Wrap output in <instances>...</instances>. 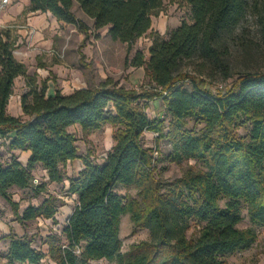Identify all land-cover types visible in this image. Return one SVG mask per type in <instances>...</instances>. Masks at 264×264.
Masks as SVG:
<instances>
[{
    "label": "trees",
    "instance_id": "1",
    "mask_svg": "<svg viewBox=\"0 0 264 264\" xmlns=\"http://www.w3.org/2000/svg\"><path fill=\"white\" fill-rule=\"evenodd\" d=\"M163 0H29L30 11L51 13L58 21L82 24L72 11L74 3L93 27H107L113 41L128 48L151 27ZM191 22L167 33L154 34L148 58L136 51L133 67H143L152 90L137 92L105 81L95 88L69 94H46V83L36 84L13 56L7 30H0V138L10 150L29 151L26 165L11 155L0 159V197L8 201L19 222L37 217L54 220L57 206L48 197L27 205L19 214L10 188L34 193L32 171L40 164L50 182L68 180L67 192L75 205L61 230L45 237L47 252L56 264H87L105 259L115 264H228L223 255L246 248L254 240L251 229L237 227L241 204L249 220L264 227V71L238 73L231 87L213 93L206 80L181 69L182 61L196 57L213 68L228 67L225 38L237 36L248 12L255 19L256 37L264 47V0H184ZM24 76L27 91L20 97L26 119L6 111L14 78ZM228 76V75H225ZM189 83V88L185 87ZM160 98L169 118L149 119L140 100ZM202 124L198 135L185 129L186 119ZM85 133L104 124L114 127L113 146L100 163L89 154L79 157L76 138L68 127ZM250 126L246 136L236 130ZM144 132L156 133L170 144V162L194 160L182 177L163 182L154 174L152 147L142 143ZM80 159L82 169L66 177L67 161ZM135 188L140 202L118 188ZM225 200L223 205L219 202ZM128 213L133 229L147 228L154 240L131 244L122 251L119 221ZM198 223L196 238H187L188 221ZM64 237V241L62 240ZM7 264H40L44 254L25 237L9 235ZM77 252V253H76Z\"/></svg>",
    "mask_w": 264,
    "mask_h": 264
},
{
    "label": "rangeland",
    "instance_id": "2",
    "mask_svg": "<svg viewBox=\"0 0 264 264\" xmlns=\"http://www.w3.org/2000/svg\"><path fill=\"white\" fill-rule=\"evenodd\" d=\"M76 16H79L82 24L76 26L77 33L82 34V38L77 37V33L68 30V38L63 47L53 46L41 51L42 54L51 57L49 62H57L64 68H70L65 74V70H50L46 75L45 83L53 87H59L68 91L74 90L81 85L94 88L105 81L117 86H123L126 89H133L137 92L142 90H152V84L144 74L143 67H133L130 65L131 59L136 51H141L148 58V46L156 30V22L160 15L167 19L175 18L191 22L189 5L184 0H163L161 9L157 15L151 16V27L147 33L137 39L130 48L125 43L113 41L109 36H101L104 29H95L92 20L85 15L77 6H73ZM153 23V24H152ZM172 30L167 25L166 35ZM237 36H228L225 38V45L228 47L226 55L228 67L223 69L213 68L207 64L201 63L196 57H191L182 61L181 69L193 75H199L206 80V87L213 93L224 92L233 84L238 73L245 71H264V47L258 42L256 37L255 19L251 11L248 12L244 21L237 31ZM75 33V34H74ZM161 36V35H160ZM41 61H38V67H41ZM34 79L37 83L40 75L35 73ZM228 75V76H225ZM48 80V81H47ZM21 81V80H19ZM64 81V82H62ZM16 82L13 86L11 96V106L8 113H14V105L20 96L21 89L25 87ZM185 87L189 88V83L185 82ZM221 86V90L219 89ZM145 103V112L149 119H163V132L167 131L169 118L164 114L163 102L160 98L153 100H140ZM23 119H26L23 118ZM185 129H192L196 134L203 132L202 124L195 123L192 119H186ZM250 126L239 127L236 132L240 136H246ZM69 131L76 138L77 153L79 157L89 154L90 158L100 163L106 157L108 151L113 146L114 127L109 124L102 125L99 129L83 132L79 126H72ZM156 133L144 132L142 143L146 147H152L153 159H155L154 174L157 179L163 182H169L173 179L182 177L190 168H200V165L194 160L181 162H170L166 156L170 153V144L167 139H156ZM8 140L0 138V159L8 162L11 155L15 157L20 154L18 149L13 152L8 148ZM82 166L80 159L67 161L63 171L66 177H72L77 174ZM42 169L35 166L32 171V185H41L43 190L34 193L32 188L19 189L11 187V199L17 203V212L20 214L23 209L29 205H39L44 198L52 197L57 206V212L54 220L37 217L24 222L16 220L12 205L0 197V264H7L6 252L9 243V235L17 238L25 237L31 241V245L44 254L40 264H56L47 252L45 237L51 232L61 234V228L67 214L73 209L75 200L67 192V182L64 179L60 183H46L43 180ZM126 192L137 201L140 197L135 188H129ZM225 200L219 202L224 204ZM240 221L237 227L240 229H251L254 233V240L246 248L236 252L223 255L228 264H264V227L256 225L249 220L246 206L241 204ZM189 228L186 231L187 238H196L199 225L194 220L188 221ZM119 237L122 241V251H126L131 244H137L142 241L154 240L155 236L147 228L133 229L132 222L128 213L122 214L119 221ZM64 241V237L62 236ZM77 253V252H76ZM100 260V259H99ZM91 261V260H90ZM87 264H112L105 259L96 260L94 263ZM13 264H26L14 262ZM115 264V263H114Z\"/></svg>",
    "mask_w": 264,
    "mask_h": 264
},
{
    "label": "crops",
    "instance_id": "3",
    "mask_svg": "<svg viewBox=\"0 0 264 264\" xmlns=\"http://www.w3.org/2000/svg\"><path fill=\"white\" fill-rule=\"evenodd\" d=\"M74 5L78 7L76 3H74L73 6ZM73 6H72V11H73ZM28 7H29V0H8L7 3L4 5L3 9L0 10V30H7L9 32L10 38L13 40L14 46H15L13 50L14 58L18 62H21L24 64L26 68V72H25L26 76H35L34 75L35 73L39 74L40 78L38 82L40 81V83L41 81H45L46 75L49 73L50 70H59L60 72L61 69H64L66 72L65 74H67L68 71H71L70 68H64L61 64H58L57 62H52V61L49 62L51 60V57H48L47 55L42 54L41 51L49 49L53 46L63 47L66 42L70 43L71 40L65 41L69 36L67 31L71 30L72 33L73 32L77 33L76 32L77 27L70 23L58 21L49 12L30 11ZM76 17L79 19V16H76ZM91 20L93 22V19ZM156 25H157L156 30L158 31V33L163 37H167L166 35L167 25H169L171 29L173 30L177 26L180 25V22L177 21L175 18L167 19L164 15H160L156 22ZM102 29H104V31L101 34V36L108 37V34H107L108 28L103 27ZM77 37L81 39L82 34L77 33ZM150 44H151V41L149 42V45ZM38 61L44 62V63H41L40 65L41 67H38V64H37ZM17 81L20 82L19 83L20 86L25 87V89L27 88L26 79L24 76L19 75L16 78H14L13 86ZM36 84L39 85L37 81H36ZM13 86H12V91H13ZM46 86H47L46 88L47 95L54 94L56 91H59L62 94H69L73 91V90L68 91L66 90V88L60 90L59 87L58 88L53 87L49 84H47ZM87 87L88 86L84 84V85L77 87L76 89L87 88ZM26 91L23 88L21 89L20 96L18 97V100L16 104L14 105L15 107L14 113L12 114L8 113L9 106H11V99H10L12 96V93H11L8 99V103L6 105V111L8 114H10L11 116H15V117L25 118V116L23 115L22 109H21L20 97ZM74 125H77V124H74ZM74 125L69 126L68 131ZM19 151H20V154H17L15 157L22 165H26L30 152L23 151V150H19ZM35 166L42 169V172H43L42 176H43L44 182L56 183V182H50L48 180L47 172L46 170L42 168L40 164H36ZM82 167L83 165L78 169V171L81 170ZM68 185L69 183L67 182V189H68ZM117 190L120 194H124L125 192L124 188H118ZM71 197L72 199L76 201V195H71ZM35 206H38V205H35ZM72 210L67 214L63 222V226L66 224V220L68 216L70 215V213L72 212ZM102 260L104 259H100L98 261H102ZM94 262H96V260L90 261V263H94Z\"/></svg>",
    "mask_w": 264,
    "mask_h": 264
},
{
    "label": "built area",
    "instance_id": "4",
    "mask_svg": "<svg viewBox=\"0 0 264 264\" xmlns=\"http://www.w3.org/2000/svg\"><path fill=\"white\" fill-rule=\"evenodd\" d=\"M8 0H1L0 1V10L3 9L4 5L7 3ZM221 86H219V89L221 90Z\"/></svg>",
    "mask_w": 264,
    "mask_h": 264
}]
</instances>
